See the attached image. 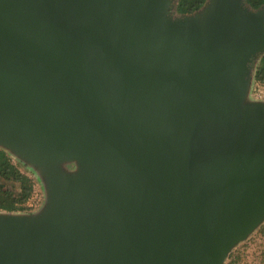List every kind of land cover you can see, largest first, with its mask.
Masks as SVG:
<instances>
[{
	"label": "water",
	"instance_id": "95a60500",
	"mask_svg": "<svg viewBox=\"0 0 264 264\" xmlns=\"http://www.w3.org/2000/svg\"><path fill=\"white\" fill-rule=\"evenodd\" d=\"M170 2L0 0V143L80 164L0 215V264H220L264 219V6Z\"/></svg>",
	"mask_w": 264,
	"mask_h": 264
},
{
	"label": "rangeland",
	"instance_id": "374dc122",
	"mask_svg": "<svg viewBox=\"0 0 264 264\" xmlns=\"http://www.w3.org/2000/svg\"><path fill=\"white\" fill-rule=\"evenodd\" d=\"M204 10V9H203ZM202 10V11H203ZM260 56H257L259 58ZM256 58V60H257ZM255 60V61H256ZM253 63L254 59L248 62L249 71L248 75L253 74ZM263 89L264 84L258 83ZM257 87V83L252 80V76L249 80L247 87L245 88V100L246 102H255L250 98V94L254 92V88ZM0 147L9 153L13 162L17 163L20 168L29 173L31 177L34 178V185L41 195V201L36 209H29L24 207V209L19 210L13 214L17 215H36L39 213L53 212V205L50 198L51 184L54 186L62 181V175L67 176L70 173H76L80 170L79 161L75 159H64V160H54L39 162L40 164L32 163L31 159L27 156H20L15 152L10 146L0 143ZM21 158L26 161L29 165H25L23 161L19 160ZM55 185V186H56ZM25 204V203H24ZM7 211L0 210V215L5 214ZM9 213V212H8ZM264 220V219H263ZM262 220V221H263ZM259 224H257L252 231L245 236L243 239L238 240L228 247V250L223 257L220 264H259L261 257V249H264V238L256 235V229Z\"/></svg>",
	"mask_w": 264,
	"mask_h": 264
},
{
	"label": "trees",
	"instance_id": "16d2710c",
	"mask_svg": "<svg viewBox=\"0 0 264 264\" xmlns=\"http://www.w3.org/2000/svg\"><path fill=\"white\" fill-rule=\"evenodd\" d=\"M210 0H171L170 14L174 17L194 15L203 10ZM249 10H258L264 6V0H242ZM254 59L252 80L264 84V52L258 53ZM256 60V61H255ZM19 160L23 161L21 158ZM27 166L26 161H23ZM35 181L31 175L23 171L11 156L0 147V210L18 211L24 209L33 190ZM256 235L264 238V220L259 223ZM264 264V249H261L260 263Z\"/></svg>",
	"mask_w": 264,
	"mask_h": 264
},
{
	"label": "built area",
	"instance_id": "2783aa9c",
	"mask_svg": "<svg viewBox=\"0 0 264 264\" xmlns=\"http://www.w3.org/2000/svg\"><path fill=\"white\" fill-rule=\"evenodd\" d=\"M256 83H257V87L254 88V92L250 94V98L252 100L264 102V89L258 84V82ZM41 199L42 198L39 191L36 189L35 185H33V190L31 192V195L25 202L24 207H28L29 209H36Z\"/></svg>",
	"mask_w": 264,
	"mask_h": 264
},
{
	"label": "crops",
	"instance_id": "0c3cea01",
	"mask_svg": "<svg viewBox=\"0 0 264 264\" xmlns=\"http://www.w3.org/2000/svg\"><path fill=\"white\" fill-rule=\"evenodd\" d=\"M8 212V211H7ZM15 212H17V211H12V212H9V213H15Z\"/></svg>",
	"mask_w": 264,
	"mask_h": 264
}]
</instances>
